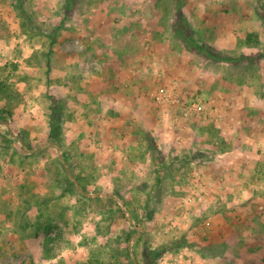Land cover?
<instances>
[{
  "label": "rangeland",
  "instance_id": "374dc122",
  "mask_svg": "<svg viewBox=\"0 0 264 264\" xmlns=\"http://www.w3.org/2000/svg\"><path fill=\"white\" fill-rule=\"evenodd\" d=\"M132 260L264 264V0H0V264Z\"/></svg>",
  "mask_w": 264,
  "mask_h": 264
},
{
  "label": "trees",
  "instance_id": "16d2710c",
  "mask_svg": "<svg viewBox=\"0 0 264 264\" xmlns=\"http://www.w3.org/2000/svg\"><path fill=\"white\" fill-rule=\"evenodd\" d=\"M7 114L9 115L10 114V112H7ZM2 115V114H1ZM125 218V217H124ZM129 222H131V221H129ZM133 233H136V234H138L139 233V230L137 231V230H134L133 231ZM130 264H140L139 262L138 263H136L134 260H132V262L130 263ZM145 264H147V263H145Z\"/></svg>",
  "mask_w": 264,
  "mask_h": 264
}]
</instances>
